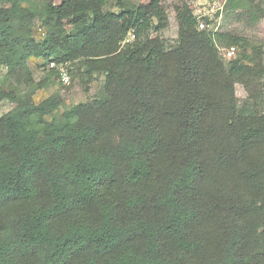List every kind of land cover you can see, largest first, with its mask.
<instances>
[{
	"label": "trees",
	"instance_id": "obj_1",
	"mask_svg": "<svg viewBox=\"0 0 264 264\" xmlns=\"http://www.w3.org/2000/svg\"><path fill=\"white\" fill-rule=\"evenodd\" d=\"M29 1L0 0V66L79 60L104 84L41 123L57 101L0 88L15 104L0 117V264H264V112L232 91L247 41L198 29L185 5L174 45L144 37L167 26L159 0ZM220 42L242 56L224 65Z\"/></svg>",
	"mask_w": 264,
	"mask_h": 264
},
{
	"label": "rangeland",
	"instance_id": "obj_2",
	"mask_svg": "<svg viewBox=\"0 0 264 264\" xmlns=\"http://www.w3.org/2000/svg\"><path fill=\"white\" fill-rule=\"evenodd\" d=\"M118 1L128 6L145 4L149 0H105L104 10H117ZM164 6L167 16V26L165 29L155 32L149 28L143 36L152 38L158 37L163 40L166 47L174 45L178 38V24L176 9L185 5L189 7L198 22V29H206L212 34L220 33L230 37L245 39L249 45L246 49L244 60L246 66L252 69L248 72L245 86L241 83L233 85L232 91L238 106L244 103L255 105L254 111L257 114L264 112V0H159ZM44 0H30L29 5L40 9ZM2 5L0 4V8ZM200 24L203 28H200ZM31 30L35 40H42L46 30L40 23H34ZM135 40L131 33L126 43ZM218 45L219 56L224 65L233 58L241 55V49L236 46ZM252 48V49H251ZM232 50L231 57L226 56L227 50ZM259 51V54H257ZM261 54V57H260ZM55 60L30 59L27 67L30 76H24L17 69L8 70L6 66H0V88L5 91H12L23 99L31 98L32 102L39 105L43 101L51 98L57 101V107L52 108L43 117H36L38 123L56 121L61 118L62 113L74 106L96 98L101 92L104 84V77L101 74H94L93 77L82 71L79 60L71 63L55 64L58 69L56 76H50L49 63ZM62 73L69 75L68 82L61 78ZM15 107L14 103L6 100L0 102V117L8 113ZM113 198L118 196V192H113ZM112 199V198H111ZM13 217L10 211L2 217V223H7Z\"/></svg>",
	"mask_w": 264,
	"mask_h": 264
},
{
	"label": "built area",
	"instance_id": "obj_3",
	"mask_svg": "<svg viewBox=\"0 0 264 264\" xmlns=\"http://www.w3.org/2000/svg\"><path fill=\"white\" fill-rule=\"evenodd\" d=\"M200 28H203V25L202 24H200ZM232 50L233 49H231V50H227L226 51V56L227 57H231L232 56V54H233V52H232ZM55 64H54V62L53 61H51L50 63H49V66H51V68H54L55 66H54ZM61 79L64 81V82H68V80H69V76H68V74L67 73H62L61 74Z\"/></svg>",
	"mask_w": 264,
	"mask_h": 264
},
{
	"label": "clouds",
	"instance_id": "obj_4",
	"mask_svg": "<svg viewBox=\"0 0 264 264\" xmlns=\"http://www.w3.org/2000/svg\"><path fill=\"white\" fill-rule=\"evenodd\" d=\"M69 76V75H68Z\"/></svg>",
	"mask_w": 264,
	"mask_h": 264
}]
</instances>
